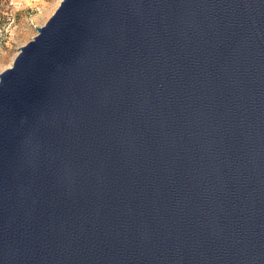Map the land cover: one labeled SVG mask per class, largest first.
Segmentation results:
<instances>
[{"label": "water", "instance_id": "1", "mask_svg": "<svg viewBox=\"0 0 264 264\" xmlns=\"http://www.w3.org/2000/svg\"><path fill=\"white\" fill-rule=\"evenodd\" d=\"M36 29L0 74V264H264V0Z\"/></svg>", "mask_w": 264, "mask_h": 264}, {"label": "rangeland", "instance_id": "2", "mask_svg": "<svg viewBox=\"0 0 264 264\" xmlns=\"http://www.w3.org/2000/svg\"><path fill=\"white\" fill-rule=\"evenodd\" d=\"M63 0H0V74L36 37ZM36 27V28H35Z\"/></svg>", "mask_w": 264, "mask_h": 264}]
</instances>
